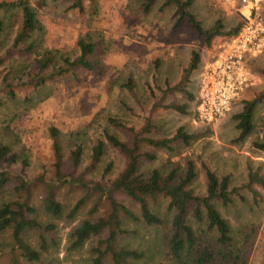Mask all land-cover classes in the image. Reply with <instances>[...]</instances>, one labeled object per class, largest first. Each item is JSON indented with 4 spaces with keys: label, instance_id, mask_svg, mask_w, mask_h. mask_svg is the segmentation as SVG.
I'll return each instance as SVG.
<instances>
[{
    "label": "rangeland",
    "instance_id": "1",
    "mask_svg": "<svg viewBox=\"0 0 264 264\" xmlns=\"http://www.w3.org/2000/svg\"><path fill=\"white\" fill-rule=\"evenodd\" d=\"M143 1L84 0V12L76 13L67 10L68 0H32L50 45L72 57L76 53V39L89 36L96 49L92 57L95 69L92 72L76 70V75L68 74L38 90L18 88L14 77L23 63L9 54L0 64V144L9 145L19 159L24 157L28 160L24 169L28 178L35 179L45 173L49 177L51 140L47 129L55 126L61 132L64 158L76 143L84 146L83 162L76 170L73 171L66 160L63 163V172L76 178L89 164V148L101 136L106 118L113 116L125 124L124 130L112 129L121 141L128 142L146 123L151 125V129L145 135L151 137H169L178 128L193 136L189 147L177 148L173 156L165 151H156L154 161L143 159L141 170L144 172L155 168L168 170L177 163L183 167L187 159L193 160L198 171L194 188L201 193L205 189L204 164L219 176L229 175L233 184L244 179L247 162L261 164L264 174V152L252 146L254 141H264V100L256 108L253 133L242 143L234 142L237 130L233 117L241 111L243 102L264 90V50L249 59L252 84L240 94L230 111L215 123H200L196 120L195 106L192 101H187L184 94H162L164 81L179 82L192 52H197L200 63L187 86L192 93L197 92L203 64L216 55L219 45L227 38L218 36L211 46H207L189 23L183 21L175 26L178 15L173 5H165V0H154L145 13ZM42 2L43 6L39 7ZM258 7L264 17V0H259ZM240 8L237 0H193L190 11L205 27L221 18L227 30L237 21H244L242 12L246 9L241 11ZM0 20L4 24L0 36V56H3L9 52L15 27L8 12L0 11ZM156 61L159 62L158 69H154ZM128 78L135 84L136 93L132 99L121 86ZM7 84H11V89L17 93L15 99L10 97ZM150 89L157 97L147 100L145 97H148ZM158 98L162 100L158 101ZM156 102L161 107L152 108ZM170 103H187V112L182 114L162 107ZM143 150H147L144 145ZM125 162V156L118 149L108 147L103 160L93 171H88L90 175L87 177L93 181L102 180L104 170L112 164L107 176V180H112ZM21 168V163L13 167L15 171ZM65 191L64 188L63 194ZM118 199L137 214V206L129 198L118 194ZM89 207L90 202L74 222L54 221L57 228L51 235H45L50 245L42 254L43 263L91 264L90 250L97 238L88 240L77 250L68 249L69 234L79 220L89 215ZM160 208L163 210V202ZM222 214L232 226L252 218L249 207L240 203L222 210ZM257 216H260L261 227L249 253V264H264V212ZM45 220L44 217L43 223ZM124 227L129 233L123 236V244L143 250L147 262L160 258L156 253L157 229L128 220L124 221ZM31 240L37 246L40 244L37 234H33Z\"/></svg>",
    "mask_w": 264,
    "mask_h": 264
},
{
    "label": "trees",
    "instance_id": "2",
    "mask_svg": "<svg viewBox=\"0 0 264 264\" xmlns=\"http://www.w3.org/2000/svg\"><path fill=\"white\" fill-rule=\"evenodd\" d=\"M83 1L68 0L67 10L83 13ZM153 2H142L145 13ZM192 3L193 0H165V5L175 7L178 15L175 26L183 21L189 23L207 46H211L218 36L230 38L236 35L243 24L239 20L225 30L223 20L218 18L210 27H205L190 11ZM38 6L42 7L43 2ZM0 11L10 14L15 27L9 52L0 56V64L9 54L23 63L14 77L16 87L38 90L68 74L76 75V70L94 71L92 57L96 49L88 35L76 39V53L71 57L47 42L32 0H0ZM3 31V20H0V36ZM199 63V54L192 52L181 80L174 84L165 80L162 94L182 93L195 106L196 92L192 93L187 86ZM154 67L158 69V61ZM121 86L127 96L135 97V84L131 78ZM6 87L10 89V97L15 99L17 93L11 89L13 86L7 84ZM156 97L155 91L150 89L145 99ZM263 100L264 90L243 102L241 111L233 116L237 130L235 143H242L253 133L255 111ZM156 106H160L159 102L152 108ZM162 107L182 114L187 112V103H170ZM143 127L128 142L121 141L112 129L124 130L125 124L108 116L101 136L89 148V164L76 178L71 177V173H64L62 167L66 160L70 168L76 170L83 162L84 146L76 143L64 158L61 132L55 126L47 129L51 140L49 177L45 173L35 179L28 178L24 173L28 160L19 159L9 145L0 144V264H45L42 254L50 245L45 235H51L57 228L54 221L74 222L88 202L89 215L72 228L68 249L77 250L88 240L97 238L90 250L91 264H249V253L261 227V214H257L264 212L261 164L247 162L244 179L239 184H233L229 175H217L204 164L205 189L202 193L197 192L194 185L198 171L193 160L187 159L183 167L177 163L168 170L155 168L148 173L141 170L143 159L154 161L156 151L173 156L177 148L189 147L193 136L178 128L169 137H151L145 135L151 125L146 123ZM143 145L147 150H143ZM252 146L264 152V141H254ZM108 147L118 149L125 156L123 169L112 180H107L112 167L109 164L102 180L88 179V171H93L103 160ZM18 163L22 168L15 171L13 167ZM118 194L126 196L137 206V214L119 201ZM162 202L163 210L160 208ZM235 203L249 207L252 218L232 226L222 210ZM44 217L46 222L43 223ZM125 220L159 231L156 253L160 258L147 262L143 250L121 242L129 233L124 227ZM33 234L38 235V246L31 240ZM51 240L54 243L53 236Z\"/></svg>",
    "mask_w": 264,
    "mask_h": 264
},
{
    "label": "built area",
    "instance_id": "3",
    "mask_svg": "<svg viewBox=\"0 0 264 264\" xmlns=\"http://www.w3.org/2000/svg\"><path fill=\"white\" fill-rule=\"evenodd\" d=\"M243 13L238 33L224 40L216 55L201 68L196 92V120L203 124L217 122L252 84L249 59L264 50V17L259 13V0H237Z\"/></svg>",
    "mask_w": 264,
    "mask_h": 264
}]
</instances>
